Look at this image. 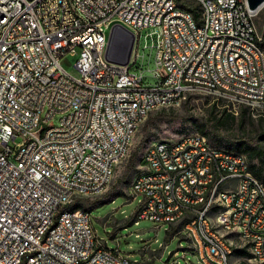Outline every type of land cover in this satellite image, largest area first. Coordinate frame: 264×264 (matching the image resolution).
Masks as SVG:
<instances>
[{
    "label": "built area",
    "instance_id": "1",
    "mask_svg": "<svg viewBox=\"0 0 264 264\" xmlns=\"http://www.w3.org/2000/svg\"><path fill=\"white\" fill-rule=\"evenodd\" d=\"M174 1L0 0V264H138L99 238L90 208L61 217L83 198L73 190L100 195L129 154L140 112L185 99L188 82H204L200 93L235 114L241 96L252 97L251 113L264 109V48L251 45L248 27L264 4L248 13L236 0H187L183 9ZM197 3L206 24L194 15ZM117 24L134 34L127 64L106 58ZM143 28L156 50L152 84L132 69ZM66 53L78 55L77 78L59 63ZM240 154L209 148L198 132L177 146L158 140L141 163L149 177L127 191L128 200L142 197L135 219L187 218L175 234L203 264H229L226 248L237 246L225 237L242 235L248 261L264 264V182Z\"/></svg>",
    "mask_w": 264,
    "mask_h": 264
},
{
    "label": "rangeland",
    "instance_id": "2",
    "mask_svg": "<svg viewBox=\"0 0 264 264\" xmlns=\"http://www.w3.org/2000/svg\"><path fill=\"white\" fill-rule=\"evenodd\" d=\"M254 23L260 33L264 31V6L254 17ZM147 31L149 28L141 30L140 56L132 69L142 68L145 82L152 84L155 82L152 70L156 64V50L151 47L152 39L146 36ZM77 57V54L66 53L59 60L61 67L75 78L80 76ZM191 93L174 104L150 110L135 132L128 156L117 163L108 187L95 197L80 196L83 198L79 205L90 208L92 225L99 238L105 240L109 248L119 243V249L130 254L133 261L142 262L139 264H203L186 237L175 234L187 218L164 224L148 218L135 219L142 197L138 195L128 200L127 191L141 169L145 149L154 141L200 132L202 127L214 143L223 146L264 136V111L251 113L247 108L242 116V108L235 114L221 99L200 92ZM259 142L264 144V139ZM248 257V254L235 251L231 261L233 264H257L249 262Z\"/></svg>",
    "mask_w": 264,
    "mask_h": 264
},
{
    "label": "bare ground",
    "instance_id": "3",
    "mask_svg": "<svg viewBox=\"0 0 264 264\" xmlns=\"http://www.w3.org/2000/svg\"><path fill=\"white\" fill-rule=\"evenodd\" d=\"M183 5H187V0H179L173 2V9H183ZM259 8H250L248 6L247 0H236V11H243L248 13H257ZM194 15L196 18H199V24H206V15L204 9V3H197L194 5ZM248 27H250V36H251V45L259 46V48H264V31L261 33L259 32L258 37V30L254 23V20H248ZM188 91L191 92H200L204 91V82H188ZM184 98L183 94H176L175 101L173 104L180 101ZM239 104L243 105V107L250 108L252 105V97L251 96H241L239 97ZM171 105L169 103H165L164 100H157V103L148 106V110L141 111L138 115L137 121L135 122V132L138 127L141 125L145 117L147 116L148 112L156 107H163ZM226 105V103L224 104ZM227 108H232V106L227 105ZM264 111V109H261ZM199 135L203 136L205 143L208 144L209 148L213 150H217L220 152H233V153H242L238 150H234L228 148L226 146L217 144L212 142L208 139V137L198 132ZM179 138H188V133L179 136ZM157 141L152 142L144 151L142 162L144 160H148L150 157L151 149L154 145H157ZM178 138L170 139V146H177ZM124 158V157H123ZM121 158L119 162L123 159ZM240 162H242V166L244 167H251L250 162L245 154H240ZM149 177V169H142L140 170L136 176L134 177L133 181H140V178H148ZM258 182H264L263 179L258 178ZM130 190H132V183L130 186ZM85 196V190H73V197H80ZM211 197L213 201H219L220 208H227V198H220V191L219 190H211ZM76 212H85V208L79 205V202H72L65 204L61 208V217H70L71 214H75ZM225 244L230 246H237V247H229L226 248V260H228L229 264H233L231 261V254L235 248H240L244 250V246L239 245H248V238L242 235H234L230 237H225ZM257 263V262H255Z\"/></svg>",
    "mask_w": 264,
    "mask_h": 264
},
{
    "label": "water",
    "instance_id": "4",
    "mask_svg": "<svg viewBox=\"0 0 264 264\" xmlns=\"http://www.w3.org/2000/svg\"><path fill=\"white\" fill-rule=\"evenodd\" d=\"M250 8H259L264 0H247ZM134 43V34L120 25H114L111 29L106 58L114 63L127 64L130 61Z\"/></svg>",
    "mask_w": 264,
    "mask_h": 264
},
{
    "label": "trees",
    "instance_id": "5",
    "mask_svg": "<svg viewBox=\"0 0 264 264\" xmlns=\"http://www.w3.org/2000/svg\"><path fill=\"white\" fill-rule=\"evenodd\" d=\"M247 112V107H243L241 110L242 116ZM201 133L205 134L209 140V134L204 128L199 129ZM259 139H264V136H259L258 140L251 139L250 141L238 140L234 144H225L226 147L238 150L246 155L250 162L251 170L253 174L260 179L264 180V144L259 142ZM212 141V140H211ZM213 142V141H212ZM239 254H247L243 249H235Z\"/></svg>",
    "mask_w": 264,
    "mask_h": 264
},
{
    "label": "crops",
    "instance_id": "6",
    "mask_svg": "<svg viewBox=\"0 0 264 264\" xmlns=\"http://www.w3.org/2000/svg\"><path fill=\"white\" fill-rule=\"evenodd\" d=\"M235 249H237V248H235ZM235 249L233 250V253L235 252ZM238 249H240V248H238ZM241 250H242V249H241ZM231 257H232V254H231ZM139 263H142V262H139ZM139 263H138V264H139Z\"/></svg>",
    "mask_w": 264,
    "mask_h": 264
}]
</instances>
